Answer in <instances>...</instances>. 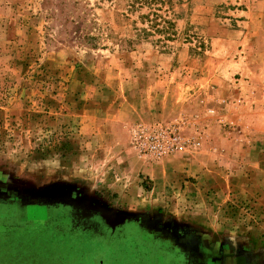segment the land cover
<instances>
[{"label": "rangeland", "instance_id": "obj_1", "mask_svg": "<svg viewBox=\"0 0 264 264\" xmlns=\"http://www.w3.org/2000/svg\"><path fill=\"white\" fill-rule=\"evenodd\" d=\"M0 264H264V0H0Z\"/></svg>", "mask_w": 264, "mask_h": 264}, {"label": "crops", "instance_id": "obj_2", "mask_svg": "<svg viewBox=\"0 0 264 264\" xmlns=\"http://www.w3.org/2000/svg\"><path fill=\"white\" fill-rule=\"evenodd\" d=\"M126 153L128 155V152ZM136 158L134 157L133 162H132L133 167H136V168L134 169L132 168V170L128 172L131 173V175L135 177V178L133 177L132 180H134V183H133L135 184L134 187L136 188L137 192L141 195L140 199H136L133 196L130 197V195L127 193L129 191V189L127 188L130 187L131 184L130 183L128 184L127 181L123 178V176L125 175L120 176V178L113 177L112 179H108L107 184H101V186L104 187L106 190L109 187H111L113 189L112 191L117 192L118 197H115V200L117 201L118 199L122 201H124L125 199H129L132 201V203L141 204V201L145 200L144 198H146L148 195L150 196L154 195L156 199H158L159 201H163L164 199H166L168 197L167 193H165L166 186L167 184L170 183L171 176H172L171 168L168 167L167 163L164 160L158 161L156 163H151V162H147L146 160H141L137 156ZM135 159L137 163L135 162ZM190 170L191 169L189 168L188 170H185V171L190 172ZM144 181L147 183L149 182V184L150 183L152 184V187L150 190L143 189ZM142 191H143V195H142ZM112 208L110 209L113 211ZM116 208L117 210L122 212V210L119 209L118 206ZM136 210L137 209L133 208V211H136ZM139 210L141 209L139 208ZM115 214H119V213L115 211Z\"/></svg>", "mask_w": 264, "mask_h": 264}, {"label": "built area", "instance_id": "obj_3", "mask_svg": "<svg viewBox=\"0 0 264 264\" xmlns=\"http://www.w3.org/2000/svg\"><path fill=\"white\" fill-rule=\"evenodd\" d=\"M140 141L136 143L139 155L153 158H161L164 154L175 150L178 147V136H171L165 126L155 124L141 128L138 133Z\"/></svg>", "mask_w": 264, "mask_h": 264}, {"label": "trees", "instance_id": "obj_4", "mask_svg": "<svg viewBox=\"0 0 264 264\" xmlns=\"http://www.w3.org/2000/svg\"><path fill=\"white\" fill-rule=\"evenodd\" d=\"M157 31H161V30H158V28H157Z\"/></svg>", "mask_w": 264, "mask_h": 264}]
</instances>
